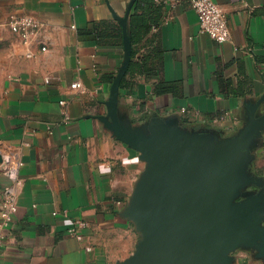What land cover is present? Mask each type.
Wrapping results in <instances>:
<instances>
[{"label": "crops", "instance_id": "0c3cea01", "mask_svg": "<svg viewBox=\"0 0 264 264\" xmlns=\"http://www.w3.org/2000/svg\"><path fill=\"white\" fill-rule=\"evenodd\" d=\"M135 1L0 0V201L9 184L3 156L19 161L22 184L1 264H123L141 246L143 196L161 174L109 127L125 41L118 126L176 165L179 178L195 175L264 114V0H213L228 22L223 44L198 32L188 0H154L158 26L131 45ZM11 15L38 21L32 43L8 28ZM196 206L203 230L258 235L227 239L213 264H264V127ZM76 221L86 224L80 241L68 234Z\"/></svg>", "mask_w": 264, "mask_h": 264}, {"label": "water", "instance_id": "95a60500", "mask_svg": "<svg viewBox=\"0 0 264 264\" xmlns=\"http://www.w3.org/2000/svg\"><path fill=\"white\" fill-rule=\"evenodd\" d=\"M125 60L110 89L108 101L110 129L128 146L139 151L160 171L161 180L151 185L143 196L144 239L135 255L123 264H213L221 254L224 242L235 236L256 238L258 235L243 227H220L203 230L197 199L217 171L229 161L257 132L264 127V114L253 115L249 124L225 145L199 171L183 179L177 166L167 163L157 153L120 131L115 114V98L120 81L129 63V45L125 41Z\"/></svg>", "mask_w": 264, "mask_h": 264}, {"label": "built area", "instance_id": "2783aa9c", "mask_svg": "<svg viewBox=\"0 0 264 264\" xmlns=\"http://www.w3.org/2000/svg\"><path fill=\"white\" fill-rule=\"evenodd\" d=\"M165 4V0H157ZM192 10L194 11L197 22L198 32L207 35L217 44H223L230 41V32L225 13L221 7L213 2V0H188ZM8 28L20 39L24 44L32 43L38 35L41 25L36 19L29 15H11L9 17ZM45 47H41L40 51L44 52ZM27 58L32 55L27 53ZM51 76L45 79V83L49 82ZM62 104V103H60ZM182 112L185 109L181 110ZM2 171L9 184L1 192L0 201V264L2 263L3 248L10 236L13 228V221L17 211V199L21 181L18 177L20 168L19 161L10 155H5L1 159ZM86 227L82 221H76L69 229L68 234L77 240H82L79 230ZM89 251V249H86Z\"/></svg>", "mask_w": 264, "mask_h": 264}, {"label": "trees", "instance_id": "16d2710c", "mask_svg": "<svg viewBox=\"0 0 264 264\" xmlns=\"http://www.w3.org/2000/svg\"><path fill=\"white\" fill-rule=\"evenodd\" d=\"M161 4L156 5L154 0H136L134 4V13L131 19H135L131 25L137 23V33L131 34V45H134L142 40V38L150 31L151 27L158 26L159 16L161 10ZM152 14H156V17H152Z\"/></svg>", "mask_w": 264, "mask_h": 264}]
</instances>
